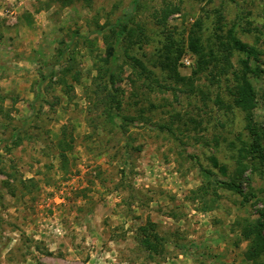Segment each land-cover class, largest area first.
<instances>
[{
  "label": "rangeland",
  "instance_id": "1",
  "mask_svg": "<svg viewBox=\"0 0 264 264\" xmlns=\"http://www.w3.org/2000/svg\"><path fill=\"white\" fill-rule=\"evenodd\" d=\"M132 2L0 0V264H264L242 234L264 220V161L239 178L238 137L250 139L233 92L246 54L230 38L258 51L252 112L264 127V0H139L117 52L125 127L102 87L110 27ZM165 5L180 11L162 26ZM203 199L216 207L201 211ZM149 222L171 240L162 254L139 244Z\"/></svg>",
  "mask_w": 264,
  "mask_h": 264
},
{
  "label": "trees",
  "instance_id": "2",
  "mask_svg": "<svg viewBox=\"0 0 264 264\" xmlns=\"http://www.w3.org/2000/svg\"><path fill=\"white\" fill-rule=\"evenodd\" d=\"M132 4V8L128 9L123 16L118 17L116 22L110 27V34L114 38V43L113 45L109 46L106 56V61L110 64V67L108 68V81L110 85L106 84L102 87V89L107 90L110 86L112 90L109 91V93L103 99L107 104L106 114L108 119L113 123L115 118H119L125 127L129 124V119L120 113H114L113 108L115 104H117V106L119 105L117 97L118 89L116 86V69L118 63L117 52L124 37L127 34H132L133 32V28L130 26V23L133 17V10H135L136 6L139 5V0H133ZM178 11H180V7L178 6L165 5L161 13L156 16V22L162 26H165L168 23V18ZM98 32L104 33V30L101 29ZM230 38L233 46L246 54V56L241 60L242 69L240 75L237 76V80L239 82L236 90L233 92V101L235 105L245 113L246 124L243 128L249 132L248 138L250 139L248 142L249 145H245L246 142H242L243 136L238 137L239 141L243 144L238 149V153L236 155V171L239 178L242 179L244 172L249 169L250 163L254 164L253 169L257 170L256 161H264V127L260 126L255 121L252 112L253 108L255 107L256 92L251 82V76L259 75V65L252 64V59L256 58L259 54L255 47L250 46L237 38L232 30L230 31ZM105 39L108 40L109 36L105 35ZM190 48L193 52H195V54H200L202 51L201 46L198 44V37L196 36L195 32L191 33ZM131 59L134 61V63L138 62L135 57H131ZM101 76L102 74L99 72V76L96 78ZM217 103L220 104V100H217ZM114 124L116 125V123ZM117 126L122 131H124L122 125ZM58 145L60 146L61 150L59 156L61 158L62 165L66 167L69 158L67 150H71L72 143L65 137V135H63L60 138ZM212 160L215 166L219 167L220 169H227L226 166L219 164L216 157H213ZM259 171L264 174L262 170ZM220 184L223 187L238 193L243 198V201L249 199L247 193L242 189L241 182H220ZM200 198L202 199V197ZM215 202L216 199H203L200 210L209 211L213 209L214 206L216 207V205H214ZM263 228L264 220L262 219H257L255 222H252L249 225L247 224L242 228L243 237L251 242L247 257L252 260L264 254ZM140 229L141 234L138 237L139 244H141L142 249H144L149 255H155L158 253L162 254L167 250L166 246L171 244V240L166 235L159 233L155 229V225L151 222H149V225H144ZM177 247L180 248L183 253H185V245H179L177 243Z\"/></svg>",
  "mask_w": 264,
  "mask_h": 264
}]
</instances>
